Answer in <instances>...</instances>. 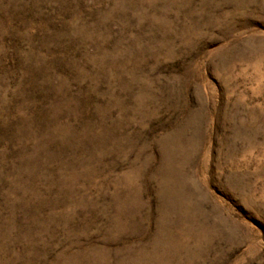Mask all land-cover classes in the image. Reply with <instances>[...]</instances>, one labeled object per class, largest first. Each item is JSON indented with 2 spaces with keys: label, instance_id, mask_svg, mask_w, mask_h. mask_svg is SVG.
<instances>
[{
  "label": "rangeland",
  "instance_id": "374dc122",
  "mask_svg": "<svg viewBox=\"0 0 264 264\" xmlns=\"http://www.w3.org/2000/svg\"><path fill=\"white\" fill-rule=\"evenodd\" d=\"M0 264H264V0H0Z\"/></svg>",
  "mask_w": 264,
  "mask_h": 264
}]
</instances>
